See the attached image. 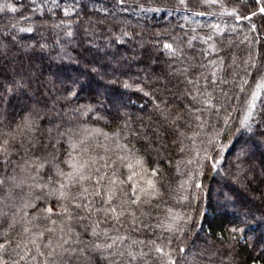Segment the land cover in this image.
Segmentation results:
<instances>
[{
	"label": "trees",
	"instance_id": "trees-1",
	"mask_svg": "<svg viewBox=\"0 0 264 264\" xmlns=\"http://www.w3.org/2000/svg\"><path fill=\"white\" fill-rule=\"evenodd\" d=\"M261 6L0 0L8 264H264ZM63 240L84 256L62 259Z\"/></svg>",
	"mask_w": 264,
	"mask_h": 264
},
{
	"label": "snow or ice",
	"instance_id": "snow-or-ice-1",
	"mask_svg": "<svg viewBox=\"0 0 264 264\" xmlns=\"http://www.w3.org/2000/svg\"><path fill=\"white\" fill-rule=\"evenodd\" d=\"M121 2H123V0H121ZM184 2H185V0H181V3H184ZM256 3L257 4H264V0H256ZM0 10H2V8H0ZM13 11H15V9H13ZM258 12L260 14H264V6L259 7ZM257 14L258 13L256 11H254V12L251 13V16H255ZM251 16H245L244 19H251ZM165 47L166 48H170L171 46L170 45H165ZM261 86L264 87V85H261ZM256 98L257 97H254V99H256ZM7 145H8V141L5 140V139H3L2 136H0V164H7V160L6 159H2L3 157H6L8 155V147H7ZM138 163H140V162L138 161ZM71 167H73L74 169H76L77 172L79 171V169L77 168V165L76 164H72ZM60 174L61 175H65L64 173H60ZM155 174H156V171L153 170V175H155ZM67 175H72V174H67ZM81 178L82 179H87V177H81ZM129 179H131V177ZM3 185H4V180L3 179H0V188H2ZM148 185H149V188L151 190H153V191L155 190V184L152 183V181H148ZM66 187H67V185L61 183V185H60L61 191L59 192V197H58L59 199H67L68 198V194L63 191V189L66 188ZM87 191H88V189H84V191L79 194L85 200L87 199V197L84 196V193H87ZM140 191L145 192V194H147V190H141V189H134L133 190L134 194L136 192H140ZM95 195L100 196L101 194L99 192H97V193H95ZM2 196H3V194L0 193V198H2ZM73 199L75 200V199H77V197L74 196ZM112 199H114L113 196L107 195V198H106V200H104V202L110 204L111 201H112ZM132 202L133 203H139L140 202V196L137 195L136 196V199L133 200ZM75 207H77V208L83 207V209H89V205L87 203H85L83 205H81L80 203H76L75 204ZM109 210L112 213H116V209L115 208H110ZM46 211L50 215L53 214L51 208L46 209ZM63 212L65 214H68L69 219H71V214H70L68 208H66V207L63 208ZM81 218H84V217H81ZM115 219L118 220L119 219V215H116L115 216ZM53 223H55V221H53ZM8 227L9 228L15 227L14 222H10L9 225H8ZM24 231L25 232H28L29 229L25 228ZM48 231H52V230L51 229H48ZM41 235H43V234H41ZM92 235H99V233L93 231ZM11 243H12L11 241L0 242V264H8V260L5 259L3 253L11 245ZM30 243L35 244L36 242H35V240H31ZM113 243H115V242H113ZM152 243H155V242H152ZM50 246H51L50 245V242L45 245V247H50ZM20 247H21V245L19 243H17L16 244V248H20ZM57 247L62 250V252H61V258L62 259L63 258H67L68 260H71L74 257L76 259H79L80 257H83L84 256V253H85V248L84 247H79V248L74 247V246H72V244H71V242L69 240H63V243L59 244ZM112 247H113V244H106V245L93 244L92 245V248L95 251H97V252H101V251H103L105 249H110ZM155 250L157 252H160V253H163L164 252V249L161 248V247H157ZM55 251H56V249H52V252L48 253V255L51 256L52 253H54ZM179 251L184 252L185 249L180 248ZM41 255H44V253H41ZM113 255H115V254H113ZM119 255L120 256H123L124 253L121 252V253H119ZM128 256L131 257L132 260L137 259L136 255L133 254L132 252H129L128 253ZM26 259H27V257L25 255H20V259L17 260V261H13V264H20V261H23V260H26ZM105 259H111V257H105ZM53 260H55V257H53ZM115 264H118V262H115ZM170 264H174V261L173 262H170Z\"/></svg>",
	"mask_w": 264,
	"mask_h": 264
},
{
	"label": "rangeland",
	"instance_id": "rangeland-1",
	"mask_svg": "<svg viewBox=\"0 0 264 264\" xmlns=\"http://www.w3.org/2000/svg\"><path fill=\"white\" fill-rule=\"evenodd\" d=\"M261 40L264 42V37L261 38ZM7 69L10 70L11 69V66L10 65H6ZM20 111H22L21 109L19 110V113H21ZM253 197H256L255 194L253 193L252 194ZM257 198V197H256Z\"/></svg>",
	"mask_w": 264,
	"mask_h": 264
}]
</instances>
